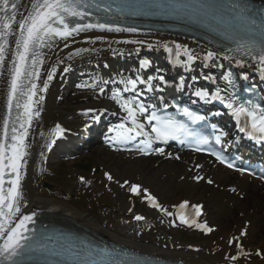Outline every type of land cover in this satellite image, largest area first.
I'll return each instance as SVG.
<instances>
[{
	"label": "bare ground",
	"instance_id": "obj_1",
	"mask_svg": "<svg viewBox=\"0 0 264 264\" xmlns=\"http://www.w3.org/2000/svg\"><path fill=\"white\" fill-rule=\"evenodd\" d=\"M36 1H23L17 23L18 29L14 31L15 35L10 42L11 49L6 55L3 76L1 75L0 79V134L10 73L17 43L21 37L19 22L31 14ZM206 51L209 50L203 45L166 35L112 30L80 31L57 42L43 58L36 80L31 128L24 144L26 154L21 161L23 167L20 169L22 193V199L18 201L20 212L12 214L13 223L30 215L72 220L87 230H92L134 252L178 264H264V222L262 225L255 224L254 237H249L251 243L246 244L243 250L239 249L240 242L245 239V233L241 235V232L247 228L251 218L257 216L264 220V185L258 181H251L242 174L232 173L209 162L206 158L174 152H167L162 157L138 156L133 152L123 154L132 162L139 163V171L142 174L161 173L165 172L164 170L180 169L185 166L187 169L184 174L187 178L200 179L198 177L200 175L202 183H207L199 184L191 190L180 189V193L178 192L174 197L161 201L160 209L170 214L160 209L155 210L158 220L163 221L171 229L172 222L175 220V210L181 201L187 200L191 206L204 204L207 210L206 218L214 219V223L216 222L214 226L217 228L209 231L210 235L206 234L207 242L193 247L182 245L169 235L164 241L156 240L151 243L139 237H130L127 233L109 229L91 218L83 206L47 190L44 185L45 170L52 166L60 152L76 150L94 138L96 127L94 126V129L90 127L95 119L102 114L124 119L130 115L129 109L135 113L138 104H130L119 96L118 89L106 88L100 83L103 70L108 71L110 76L125 77L128 74V68L114 69L117 68V62L121 60L135 63L130 69L133 73L138 71L137 65L144 64L146 61L152 63L153 70L162 69L163 64L151 55L158 54L156 52L179 56L181 62L185 61V57H192L191 62L201 64V69L199 66L198 69L202 70ZM219 56L211 53V58L219 60L221 59ZM161 58H163L161 61L166 60L164 56ZM77 87L81 90L77 97H70L76 94ZM59 124L65 126L69 140L52 147L54 130ZM113 158L102 159L107 169L106 173L97 175L95 178L80 175V179L102 188H109L117 183L116 175L120 173L121 166L118 167L116 162H113ZM126 166H132V164H124L122 167ZM171 174L175 172L172 171ZM175 175L179 176L178 172ZM109 176L111 179L108 178ZM148 189L153 191L151 187ZM144 191V189L141 190V192ZM130 194L133 197L140 196L139 193L130 192ZM216 200H226L225 203L231 208L227 217L219 213L217 208L212 207V203L214 204ZM148 202L144 199L145 208H149ZM121 207L134 217L141 216L142 219H136L138 224H146L147 219L144 213L135 211L133 204L122 201ZM180 228L176 223L175 231ZM240 254H243V257L240 258Z\"/></svg>",
	"mask_w": 264,
	"mask_h": 264
},
{
	"label": "rangeland",
	"instance_id": "obj_2",
	"mask_svg": "<svg viewBox=\"0 0 264 264\" xmlns=\"http://www.w3.org/2000/svg\"><path fill=\"white\" fill-rule=\"evenodd\" d=\"M76 94L71 95L74 97ZM69 97V98H70ZM114 157V158H113ZM113 158L117 166H121L120 173L116 175L117 183L112 184L109 188H102L96 184L88 183L80 179V175L85 177L95 178L97 175H102L107 172L102 159ZM130 165L122 167L123 165ZM138 162L118 155L117 152L101 154L98 156H90L86 154L84 159L75 161L71 164H61L58 160H54L52 166L47 168L44 173V185L50 187L47 190L58 194L61 197L68 198L79 205L93 218L96 222L102 224L109 229H115L123 233H127L130 237H139L145 242H156V240H165L169 235L172 239H177L182 245H199L208 241V237L194 231H176L172 232L169 226L164 225L158 220L156 214L152 210L144 207V193L139 197L130 195L129 190L132 184H141L143 188H150L153 195L159 198L160 202L165 199H170L182 190H191L198 186L194 179H188L184 174L185 166L180 169L164 170L165 172L152 174H142L139 171ZM156 171V170H154ZM174 171L175 174H171ZM127 182V183H125ZM127 202L135 206V211L146 213L148 227L138 224L136 218L132 214L122 210L121 203ZM226 200H216L212 207L217 208L223 216L230 214L231 208L225 203ZM207 213V210H206ZM215 217V216H214ZM208 223H214V219L207 220ZM264 220L261 217L251 218V228L248 231V236L254 237V228L256 223L263 224ZM253 227V228H252ZM251 240L246 239V242Z\"/></svg>",
	"mask_w": 264,
	"mask_h": 264
},
{
	"label": "snow or ice",
	"instance_id": "obj_3",
	"mask_svg": "<svg viewBox=\"0 0 264 264\" xmlns=\"http://www.w3.org/2000/svg\"><path fill=\"white\" fill-rule=\"evenodd\" d=\"M76 3H79V0H76ZM0 5L3 7V11H9V0H0ZM12 8H15V4H12ZM69 13L71 16L83 18V13L76 10L75 5L73 4V0H43L40 3V0H37V7L33 10V12L25 18L23 21L19 22L20 28V36L21 39L17 43V48H22V52L17 53V59L19 62V66L14 69L13 75L14 78L11 84L10 96L8 101V109L11 111L13 107V100L16 99V94L18 91H21L24 87L22 84V78L25 76L24 66L28 63V56L30 52H34V47L39 45H44L45 37H49L51 35L61 36V37H68L71 36L75 32H79L85 26L76 25L72 27L71 31L68 30L69 25L65 23V18L61 14ZM11 19L15 22V16H0V20ZM54 24L63 25V30L57 27H53ZM11 25H2L0 24V28H10ZM86 27L91 28L93 25H87ZM103 27V25H101ZM4 35L6 33L0 31V40H3ZM6 44L7 41H4ZM4 48L0 46V65L3 64L4 57L2 55ZM35 55H39L38 53H34ZM211 55V54H209ZM260 60L264 62V55H261ZM13 63H16L14 61ZM32 65L36 64V60L31 61ZM51 78V77H49ZM133 83H135L133 81ZM33 88L35 85L32 86ZM31 92V89L29 90ZM24 94V93H22ZM31 95H35L34 92H31ZM31 95L29 96V102L24 104V113L26 117L25 123L30 126L31 124V108H30V101ZM19 106V105H17ZM142 110V109H141ZM241 112L246 111L245 109L241 108ZM129 114L133 115L131 109H129ZM252 115V113H249ZM253 121L255 122L256 117L252 116ZM19 119V118H18ZM25 123H21L19 127L24 129V131L20 135H13L11 136V140L14 142L11 144V154L8 155L7 151L4 149L3 146H0V217L4 218L5 221L8 220L11 214L19 213L20 207L18 201L22 199V193L20 190V179H21V171L20 169L23 167L21 161L26 154L24 151V141L27 137V128L25 127ZM260 132H264V116L260 118V127L258 129ZM16 129L13 128V132ZM153 131L160 132L158 128H153ZM4 138L5 142L7 143L8 140V125L7 122L4 124ZM147 154V153H145ZM7 155L8 163H5V156ZM220 159V157H217ZM223 163V161L221 160ZM231 166V165H229ZM5 169H10V172H5ZM15 174L14 179L8 181L9 187L5 190L4 188V176L5 175H12ZM111 179V177H108ZM196 179V177H194ZM127 183V182H125ZM130 191L133 193H138L140 191L137 185H132ZM144 195L146 200L151 202V206L157 209H160V206L155 202L154 198L147 194L146 190L144 191ZM180 207H184V205H180ZM196 207V206H193ZM162 211L166 210L160 209ZM197 212L199 209H196ZM137 220L142 219L141 216L135 217ZM31 217L24 216L23 220L15 228H11L10 234L7 237V241L3 244V248H0V254L7 253L5 255L6 259H10L12 256H16L18 252V248L22 247L23 245L20 244V238H22V233L20 230L25 227V222L31 221ZM10 223V221H9ZM201 229H204V225H197ZM207 231H211L212 229H206ZM9 232V227L5 226L3 221H0V239H3V233ZM241 235H244V232H241ZM235 259V257H233Z\"/></svg>",
	"mask_w": 264,
	"mask_h": 264
}]
</instances>
